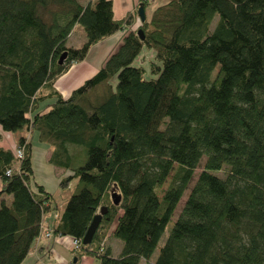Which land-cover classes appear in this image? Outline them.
Here are the masks:
<instances>
[{
  "label": "trees",
  "instance_id": "obj_1",
  "mask_svg": "<svg viewBox=\"0 0 264 264\" xmlns=\"http://www.w3.org/2000/svg\"><path fill=\"white\" fill-rule=\"evenodd\" d=\"M134 21L132 12L114 19L111 0H0V126L24 132L21 159L0 148V264H21L44 236L79 241L76 264L84 255L98 264H264V0H170L140 22L143 39ZM76 25L79 47L67 45ZM126 28L68 97L55 88L94 44ZM144 46L154 49L147 78L135 63ZM35 132L50 163L69 172L60 186L76 180L46 229L57 205L32 183ZM109 240H120L119 252Z\"/></svg>",
  "mask_w": 264,
  "mask_h": 264
},
{
  "label": "crops",
  "instance_id": "obj_2",
  "mask_svg": "<svg viewBox=\"0 0 264 264\" xmlns=\"http://www.w3.org/2000/svg\"><path fill=\"white\" fill-rule=\"evenodd\" d=\"M170 0H148L147 5L144 6L146 20H149L153 11L161 5L168 3ZM112 2V12L114 19H122L128 13L133 12L135 5L137 4L136 0H111ZM138 15V14H137ZM149 17V18H147ZM129 29H123L115 32L114 34L108 36L102 41L94 44L84 61L70 66V68L61 75L55 82V88L64 96L68 97L71 92L78 87L84 80L91 77L95 74L98 69L101 67L103 62L107 57L115 51L118 46L122 43L123 37ZM49 104V103H48ZM47 104V105H48ZM39 106L41 109H44L46 106ZM30 115V114H29ZM30 117V116H29ZM0 126V130H1ZM3 130V129H2ZM23 130L15 135H11L7 143L4 144L2 141V134L0 133V148L10 149L11 145H17L18 136L23 134ZM33 134V133H32ZM9 137H7L8 139ZM29 139L30 135H29ZM11 140V144L9 141ZM15 145V146H16ZM46 145V144H45ZM48 146V145H47ZM43 146L34 144L32 147V166H33V185L35 183L41 184L45 190H47L52 195V201L57 205V209L52 210L43 217L42 225L43 228H51L56 218L58 216L59 210L63 203L66 201L70 194V189L66 191L65 188L60 186V179L69 174L64 168L54 166L50 163V148L49 146ZM16 148V147H15ZM39 153V154H37ZM41 163L45 169H38L37 164ZM46 174L50 179V184L45 182V178L42 174ZM76 181V180H75ZM73 182V181H72ZM71 184V182L69 183ZM68 187V186H67ZM2 189V181L0 179V190ZM1 198V197H0ZM7 202H10L11 197L7 196ZM117 246L120 247L119 243ZM116 252L120 251V248ZM73 257L72 251V239L69 236H49V237H40L37 241L33 243V247L29 254L25 257L21 264H70ZM95 259H92L84 255L80 261V264H94Z\"/></svg>",
  "mask_w": 264,
  "mask_h": 264
},
{
  "label": "rangeland",
  "instance_id": "obj_3",
  "mask_svg": "<svg viewBox=\"0 0 264 264\" xmlns=\"http://www.w3.org/2000/svg\"><path fill=\"white\" fill-rule=\"evenodd\" d=\"M81 4H86V3H88L89 1H93V0H78ZM137 1V4L135 5V9H134V18H135V21L133 22V25H132V27H131V29L133 30V31H135V32H137V29L139 28V26H140V19H139V17H138V15H137V10H138V5H139V0H136ZM147 1L148 0H145L144 2H146L147 3ZM147 5V4H146ZM159 7V6H158ZM157 7V8H158ZM56 8H58V6L57 5H51L50 6V9H56ZM155 11V10H154ZM153 11V12H154ZM153 14V13H152ZM152 16V15H151ZM147 18H149V17H147ZM151 18V17H150ZM148 21V20H147ZM69 40H68V42H67V45H74V46H77V47H79V46H81L82 44H83V42L85 41V36H84V33H83V30H82V27L80 26V25H76L74 28H73V30H72V34H70L69 35V38H68ZM154 60V49H152V48H149V47H147V46H144L143 47V49H142V51L139 53V55H138V57L136 58V61H135V63H137V64H139V65H143L145 68H146V71L147 72H145V77L147 78V77H149V76H151L150 75V62L151 61H153ZM105 62V61H104ZM103 62V63H104ZM74 64H78V63H74ZM73 64V65H74ZM103 65V64H102ZM101 65V66H102ZM112 82L113 83H115L116 84V79H112ZM103 89V88H102ZM51 102V100H49V99H47V100H45V101H42L41 103H40V106L41 105H44L45 106V104H48V103H50ZM41 108H42V106H41ZM0 133L2 134V141H4V144L5 143H7V141L10 139V136L11 135H15L13 132H7V131H4V130H0ZM30 135V138H31V143H32V146L34 145V144H38V145H41V147H43V146H47V144L45 143V142H40L39 141V139H38V136H37V133L35 132V133H33V134H29ZM7 137H9L8 139H7ZM1 141V140H0ZM9 144H11V140L9 141ZM46 144V145H45ZM16 143L15 144H13V145H11V148H12V150H15L16 148ZM48 147V146H47ZM37 154H39V153H37ZM82 156V157H81ZM79 158V160L77 161V162H83L84 163V161H85V157H86V155H85V152H84V155H81ZM204 160H205V157L204 158H202L201 159V161H200V163H199V166L197 167V168H195V170H194V177H193V180L190 182V184H189V186H188V188L185 190V192H184V195H183V197L181 198V200H180V202H179V204H178V206H177V209H175V212H174V214H173V216L171 217V220L169 221V223H168V225H167V227H166V229H165V231L163 232V235L161 236V239L159 240V244H158V247L155 249V251H154V253H153V255L151 256V258H155L156 257V255H157V253H158V249H159V247L163 244V242L165 241V239H166V237H167V235H168V233H169V230H170V228H171V226H172V224H173V222H174V220H175V218H176V216H177V214H178V212H179V210L181 209V207H182V205H183V203H184V201H185V199H186V197H187V195H188V193H189V190H190V188L192 187V185L194 184V182H195V180H196V178H197V175L199 174V172L202 170V168H203V164H204ZM36 168H38V169H45L44 167H43V165L39 162L38 164H37V167ZM42 174V173H41ZM217 174L219 175V176H221V177H223L225 174H226V169L225 168H223L222 170H220V171H218L217 172ZM43 176H44V178H45V182H47V184H50V179H49V177L46 175V174H42ZM65 176V175H64ZM73 181V182H72ZM71 181V184H69L68 185V187H65V189H66V191L68 190V189H70V191L72 192L73 190H74V188H75V184H76V181L75 180H72ZM169 181H170V179H168L167 181H166V183L162 186V188L164 189L166 186H167V184L169 183ZM161 193L162 192H160V195H161ZM177 210V211H176ZM119 241V242H118ZM118 241H116V240H109V244H111V246H112V250H113V252H114V254L116 253V251L118 250V247L119 246H117V244L119 243V245H120V249H121V245H122V243L120 242V240H118ZM86 256H88V257H90L91 259H92V256H89V255H86ZM96 261V260H95ZM94 264H98L97 262H94Z\"/></svg>",
  "mask_w": 264,
  "mask_h": 264
},
{
  "label": "water",
  "instance_id": "obj_4",
  "mask_svg": "<svg viewBox=\"0 0 264 264\" xmlns=\"http://www.w3.org/2000/svg\"><path fill=\"white\" fill-rule=\"evenodd\" d=\"M137 14L139 16V19L141 22H144L146 20V16H145V9H144V5L143 3H140L139 7H138V10H137ZM137 34L139 35L140 39H143L144 36H143V32L142 30H138L137 31ZM66 55L67 53L64 52L58 59V63H62L63 60L66 58ZM111 198L113 199V203L116 205L119 203L120 201V196L118 195V193L113 190L111 192ZM107 212V208L105 206H102L99 208V210L97 211V213L94 215L89 227L87 228V231L82 239V243L84 245H87V244H90L92 239H93V236H94V233L102 219V216ZM77 263V258L76 257H73L70 264H76Z\"/></svg>",
  "mask_w": 264,
  "mask_h": 264
},
{
  "label": "built area",
  "instance_id": "obj_5",
  "mask_svg": "<svg viewBox=\"0 0 264 264\" xmlns=\"http://www.w3.org/2000/svg\"><path fill=\"white\" fill-rule=\"evenodd\" d=\"M144 1L145 0H139V4L143 3ZM23 154H24L23 148H21V147L20 148H16L15 155H16L17 159H21L23 157ZM6 173L9 175L11 172H10V170H8ZM72 244H73V247H74L75 250L78 251L80 249L81 243L79 241L72 240Z\"/></svg>",
  "mask_w": 264,
  "mask_h": 264
}]
</instances>
